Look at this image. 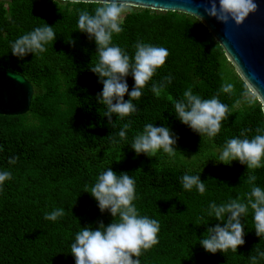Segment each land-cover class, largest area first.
<instances>
[{
  "label": "trees",
  "instance_id": "16d2710c",
  "mask_svg": "<svg viewBox=\"0 0 264 264\" xmlns=\"http://www.w3.org/2000/svg\"><path fill=\"white\" fill-rule=\"evenodd\" d=\"M94 7L58 0H0V68L23 76L33 87L25 115L0 116V172L12 176L0 186V264H75L71 244L82 227L95 230L99 221L107 226L114 220L88 193L109 167L134 179L138 213L160 225L158 243L142 253L140 264H252L251 256L264 264L259 256L264 237L255 234L251 208L241 220L245 244L237 252L211 254L199 243L208 227L221 223L208 215L210 203L237 198L246 203L253 186L248 175H255V186L264 189V161L248 172L239 161H216L227 140L245 138L241 132L251 139L257 128H264L257 99L195 18L130 7L112 44L130 57L138 41L164 47L169 55L142 96L132 101L138 111L124 118L114 114L109 123L107 106L96 100L103 85L90 70L99 62L97 46L78 28L77 10L91 13ZM46 24L56 33L46 52L23 60L12 55L17 38ZM126 79L131 91L134 79ZM226 82L235 87L231 96L220 92ZM153 85L164 86L159 98L151 91ZM189 88L202 99L219 93L220 102L228 105L231 115L216 137L202 138L176 116L174 105ZM125 124L127 138L122 140L118 133ZM147 124L168 127L178 137L175 157L163 150L154 157L135 153L130 144ZM10 158L18 159L11 164ZM185 174L200 175L203 195L195 187L184 189ZM55 209L65 214L46 220Z\"/></svg>",
  "mask_w": 264,
  "mask_h": 264
},
{
  "label": "clouds",
  "instance_id": "9594fccd",
  "mask_svg": "<svg viewBox=\"0 0 264 264\" xmlns=\"http://www.w3.org/2000/svg\"><path fill=\"white\" fill-rule=\"evenodd\" d=\"M63 2L72 5H95L91 13L87 9L77 10L78 28L80 32L86 33L90 40L94 39L97 46L99 62L90 70L99 77V82L103 85L102 92L97 94L96 100L107 106L105 116L109 123L112 122L114 114L124 118L137 112L138 109L132 101L142 96L141 90L157 69L165 64L169 55L168 50L138 41L135 44L134 57H130L126 51L112 44L113 35L123 31L121 25L124 14L131 10L129 0H63ZM257 10L255 0H209V6L204 8V14L222 24H228L231 20L239 26ZM190 14L194 15L198 22H203V15ZM55 40L53 26L46 24L17 38L11 44V53L23 60L29 54L46 52L45 45ZM69 43L75 45L74 40H70ZM130 75L134 79L131 91L126 79ZM165 79L170 83L172 77L168 76ZM163 90V85H153L151 88L157 98L161 96ZM220 92L231 96L235 92V87L232 83L226 82L222 84ZM126 94L129 96L127 101L124 99ZM183 95L184 99L174 105L178 119L202 138L216 137L221 131L222 121L228 120L231 115L228 105L218 99L219 93L210 99H202L194 95L189 88ZM128 127L129 125L125 124L118 133L122 140L127 138ZM256 133L251 139L246 137L245 132H241L240 135L245 138L227 140L219 150L217 163L231 165L233 161H239L241 165H246L247 172L260 168L264 161V128H257ZM177 140L178 137L168 127L147 124L130 145L137 155L154 157L158 151L163 150L169 157H175L179 153L175 147ZM17 159L10 158L9 163L14 164ZM11 178L10 172H0V186ZM255 181V175H248L247 183L253 186L247 194L246 203L241 202L239 198L220 205L210 203L208 215L221 223L208 227L207 236L200 239L199 243L206 252L224 253L229 249L237 252L238 247L245 244L246 233L241 220L248 214L249 208L254 213L256 236L264 237V189L255 186ZM182 183L185 190L191 191L195 187L201 195L206 191L200 175L185 174ZM88 193L98 202L100 211L110 212L114 220L107 226L99 221L95 230L91 225L82 227L75 236V242L71 244L75 264H140L139 257L142 253L158 243L160 225L157 220L138 213L133 203L136 199L134 179L124 172L117 175L109 167L98 176L97 182ZM64 214V209H55L46 214L45 219L56 221ZM116 217L119 219L116 220ZM259 256L264 258V252L259 253ZM250 259L252 264H257L256 256H251Z\"/></svg>",
  "mask_w": 264,
  "mask_h": 264
},
{
  "label": "water",
  "instance_id": "95a60500",
  "mask_svg": "<svg viewBox=\"0 0 264 264\" xmlns=\"http://www.w3.org/2000/svg\"><path fill=\"white\" fill-rule=\"evenodd\" d=\"M62 1L63 0H58ZM258 10L237 26L222 24L204 14L209 0H129L131 8L204 16L201 23L222 49L227 62L257 99L264 116V0H255ZM196 19V18H195ZM32 85L21 75L0 68V116H22L30 107Z\"/></svg>",
  "mask_w": 264,
  "mask_h": 264
},
{
  "label": "rangeland",
  "instance_id": "374dc122",
  "mask_svg": "<svg viewBox=\"0 0 264 264\" xmlns=\"http://www.w3.org/2000/svg\"><path fill=\"white\" fill-rule=\"evenodd\" d=\"M4 1H7V0H4Z\"/></svg>",
  "mask_w": 264,
  "mask_h": 264
}]
</instances>
